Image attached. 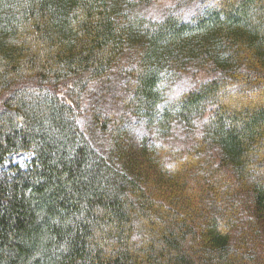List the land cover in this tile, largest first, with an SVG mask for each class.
I'll use <instances>...</instances> for the list:
<instances>
[{
  "label": "trees",
  "instance_id": "16d2710c",
  "mask_svg": "<svg viewBox=\"0 0 264 264\" xmlns=\"http://www.w3.org/2000/svg\"><path fill=\"white\" fill-rule=\"evenodd\" d=\"M151 2L0 0V264H252L264 244V94L221 102L264 82V0ZM176 70L213 76L169 100ZM195 119L247 215L225 179L208 204L175 180L161 140Z\"/></svg>",
  "mask_w": 264,
  "mask_h": 264
},
{
  "label": "rangeland",
  "instance_id": "374dc122",
  "mask_svg": "<svg viewBox=\"0 0 264 264\" xmlns=\"http://www.w3.org/2000/svg\"><path fill=\"white\" fill-rule=\"evenodd\" d=\"M178 0H152V4L150 6V12L152 14H156L161 10L164 12L168 10L171 6L175 5ZM227 3L230 1L231 4L235 5L239 0H225ZM177 15L183 16L181 12H177ZM150 17L149 15H146ZM182 22H187L189 18L187 16L182 17ZM127 73H130L131 70L127 69ZM180 76V71H175V74L168 78V83H172L170 85V89L172 94L169 97V100L177 98V94L181 95L189 90V88H193L197 86L202 80H206L213 76L211 73L198 72L194 73H186L185 75ZM190 77V79L188 78ZM105 77L104 79H106ZM229 79V78H228ZM225 82L227 84V89L232 93L233 91V82L228 80ZM193 82L190 84V82ZM243 82V81H242ZM238 87L235 86L236 91L234 92L233 98H221V102L224 105H229L230 103L235 102L236 100H243L246 98H250L253 101L260 102L263 98L264 94V82L257 83L255 86L258 87L257 90L254 92L253 95L249 94L252 90H248L250 87L247 88L243 87V83L238 82ZM64 85V84H61ZM100 85V84H99ZM101 86V85H100ZM103 87V86H101ZM105 89L115 90V93L119 90L121 92V87L119 84L114 81L111 83L110 87H104ZM175 93V94H173ZM181 98V97H178ZM172 101H168L170 103ZM95 114L91 116L94 118ZM199 120V119H198ZM195 119V127L194 128H184V127H176L175 129L180 131V136L175 139H171V141H167L168 138L165 140H161V153L163 154L165 159H168L166 163L168 166L173 167L175 171V180L178 181L183 189L186 190L185 187L188 189V195L190 194L191 197H194L196 203L199 204H208V201L216 195V190L212 185L220 186L217 183H222L223 180L230 185L229 193L230 195L227 196L223 194V187L219 189V193L221 197L226 198L225 205L231 209V211H240L239 215H247L249 210L251 209V195L240 192L239 189H235L236 184L229 178V173L225 167L215 168L217 167L218 163L215 159L216 152L211 145L203 146H196V139L199 132L204 130V125L201 127L204 121H198ZM80 128H82L86 133L85 125L81 119V114L79 116ZM137 133H141L138 132ZM145 137H148V132L144 130ZM32 157V153L27 151H16L14 153L9 154L3 167L5 170L10 171V169L17 167V166H24ZM203 172H206L205 175ZM178 177V178H177ZM187 195V196H188ZM242 196L241 203L237 201L238 196ZM224 204V203H223ZM237 205L238 207H234ZM245 209V210H244ZM244 210V212H243ZM237 240H240L239 238ZM239 242L236 241V245ZM237 248V251H244V248ZM247 250V249H246ZM245 250V251H246ZM254 250V249H253ZM253 253V258H251L252 264H264V244L258 243L256 250ZM247 256L249 253L246 252Z\"/></svg>",
  "mask_w": 264,
  "mask_h": 264
},
{
  "label": "bare ground",
  "instance_id": "6f19581e",
  "mask_svg": "<svg viewBox=\"0 0 264 264\" xmlns=\"http://www.w3.org/2000/svg\"><path fill=\"white\" fill-rule=\"evenodd\" d=\"M81 111H82V114H83V112H84V109H82Z\"/></svg>",
  "mask_w": 264,
  "mask_h": 264
}]
</instances>
